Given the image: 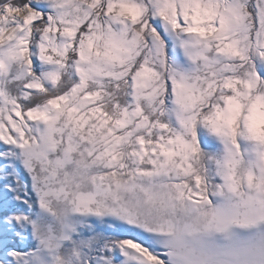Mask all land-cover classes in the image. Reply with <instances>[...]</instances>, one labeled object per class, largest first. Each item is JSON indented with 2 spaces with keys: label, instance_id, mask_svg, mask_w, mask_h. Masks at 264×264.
Here are the masks:
<instances>
[{
  "label": "snow or ice",
  "instance_id": "snow-or-ice-1",
  "mask_svg": "<svg viewBox=\"0 0 264 264\" xmlns=\"http://www.w3.org/2000/svg\"><path fill=\"white\" fill-rule=\"evenodd\" d=\"M0 264H264V0H0Z\"/></svg>",
  "mask_w": 264,
  "mask_h": 264
}]
</instances>
